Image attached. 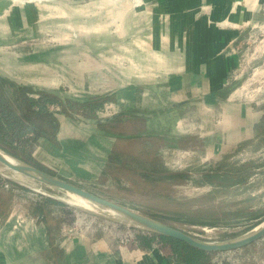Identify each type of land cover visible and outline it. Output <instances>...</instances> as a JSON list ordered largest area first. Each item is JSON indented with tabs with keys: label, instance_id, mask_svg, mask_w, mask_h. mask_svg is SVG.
Instances as JSON below:
<instances>
[{
	"label": "rangeland",
	"instance_id": "obj_1",
	"mask_svg": "<svg viewBox=\"0 0 264 264\" xmlns=\"http://www.w3.org/2000/svg\"><path fill=\"white\" fill-rule=\"evenodd\" d=\"M105 1L0 0V74L27 89L63 93L75 103L69 118L92 134L73 129L66 135L58 133L55 142L34 140L26 153H16L86 191L147 216L164 218L189 211L225 223L221 227L172 223L198 239L222 241L243 235L264 221V1L257 9L255 28L243 37L240 66L227 72L226 86L217 96L227 99L236 91L233 98L223 104L207 96L208 100L173 109L168 106L174 100L191 98L192 91L177 81L160 80L158 84L154 80V49L147 46L152 35L147 26L154 20L132 0ZM44 79L56 85L45 88ZM72 88L81 96L73 94ZM1 90L9 93L5 85ZM90 102L94 109H83ZM48 108L58 118L57 113H63L58 104ZM123 111L155 116L91 124ZM250 125L257 126L256 138H248ZM99 127L121 137L98 135ZM115 159L121 161L120 166L111 164ZM246 162L257 166L246 170L248 175L254 172L241 186L228 187V183L205 177ZM0 169L4 170L1 165ZM19 195L7 217H0V228L17 217L46 229L24 205L29 198L40 196ZM244 213L259 217L245 220ZM62 233L61 246L77 240L101 241L114 253L137 252L151 259L158 254L170 264H180L169 259L168 245L156 242L151 250L141 249L136 230L83 212L69 215ZM78 264L92 262L87 257ZM212 264H264V238L243 249L219 253Z\"/></svg>",
	"mask_w": 264,
	"mask_h": 264
},
{
	"label": "crops",
	"instance_id": "obj_2",
	"mask_svg": "<svg viewBox=\"0 0 264 264\" xmlns=\"http://www.w3.org/2000/svg\"><path fill=\"white\" fill-rule=\"evenodd\" d=\"M132 1L141 8V13L154 20L147 26L149 29L147 31L152 33L150 39L147 38L150 41L147 46L154 49L155 68L151 73L154 80L156 79L158 84L160 80H168L166 81L168 83L177 81L184 87H190L191 97H201L197 100L199 102L208 100L207 96H212L215 102L228 103L236 91L227 99L224 98L225 100L217 96L226 86L227 72L235 65L240 66L238 51L243 37L255 28L256 12L264 0H258L255 7H253L255 0ZM105 2L111 4L114 0ZM161 17H165V20L164 18L160 20ZM0 77L4 76L0 74ZM44 80V83H41L45 84L43 86L45 88H50L51 84L56 85L49 79ZM72 93L81 96L74 88ZM178 101L183 99L173 102ZM68 118L64 115L59 116V133L66 135L75 129L92 135L88 133L91 129L81 130L69 123ZM240 125L242 122L236 127ZM249 127L248 138H256L257 126ZM96 134L107 135L101 130ZM60 247L64 251L63 264L66 262L78 264L87 257L92 264H134L141 260L139 264H170L168 260L154 253L152 255H155L153 256L155 259L137 252L122 254L116 250L114 253L111 246L101 241L83 243L77 240L63 243ZM48 249L47 230L35 223L14 217L8 219L0 228V264H47L44 253Z\"/></svg>",
	"mask_w": 264,
	"mask_h": 264
},
{
	"label": "trees",
	"instance_id": "obj_3",
	"mask_svg": "<svg viewBox=\"0 0 264 264\" xmlns=\"http://www.w3.org/2000/svg\"><path fill=\"white\" fill-rule=\"evenodd\" d=\"M2 85L7 87V90H9L8 94L1 90ZM25 88L10 79L0 77V149L13 157L33 164L41 170L54 174L36 163L32 158L21 157L15 150L26 153L28 146L33 144L34 140L45 139L55 142L60 130V121L56 114L49 110L48 105H60L63 108V113H66L69 117L72 115L70 111L75 103L71 99H66V102L63 103L59 91H40L34 87ZM33 94L37 98L33 97ZM93 105L91 102L83 104V109H92ZM63 113L59 112L57 114L61 115ZM39 121H42V123L38 124L37 122ZM28 135H33V137H28ZM110 162L116 166L121 164L118 159ZM256 166L253 162H246L230 168L223 174L217 170L215 173L206 174L205 177H210L223 184L228 183V187L241 186L254 172L250 171L248 175L246 170ZM181 177L183 179L187 178L186 175H181ZM2 180L0 178V181ZM9 184L11 186L10 189H5L0 185V217L3 219L7 217L12 206L19 202V192L35 194L13 183L9 182ZM39 196L40 199L29 198L24 205L28 208L29 214L39 219L47 229L49 249L44 253L47 264H63L64 251L60 245L65 239V235L62 233V229L67 222V217L77 211L51 198ZM201 211L199 210V212ZM257 217L259 215L253 213H244L242 215L245 220H252ZM154 218L170 225L173 222L199 227H221L225 225V223L218 220L205 219L201 213L189 211L180 215ZM136 232L137 243L141 249L151 250L156 242L168 245L172 251L169 259L176 263L212 264L213 257L218 255L194 249L173 238L138 230Z\"/></svg>",
	"mask_w": 264,
	"mask_h": 264
},
{
	"label": "water",
	"instance_id": "obj_4",
	"mask_svg": "<svg viewBox=\"0 0 264 264\" xmlns=\"http://www.w3.org/2000/svg\"><path fill=\"white\" fill-rule=\"evenodd\" d=\"M37 90L48 89L36 88ZM61 100L63 103L66 102L67 97L59 92ZM201 97H191L189 99L171 103L168 108H179L185 106L189 103L197 101ZM155 114L144 113V112H130L123 111L115 113L109 117L97 119L91 121L92 125H105L116 121L117 119L123 117H136V118H154ZM69 123L75 127L85 130V128L75 121L74 119L68 118ZM107 135H112L107 133ZM147 136L146 134H142ZM115 138H120L121 136L113 134ZM0 165L4 170L0 169V178L13 183L19 187L25 188L38 195L51 198L64 205L74 209L75 211L83 212L85 214L91 215L96 218H100L106 221L114 222L116 224L142 231L150 234L161 235L169 238L179 240L188 246L204 251L207 253H225L231 252L239 249H243L253 243L264 238V221L260 222L258 225L253 227L251 230L247 231L241 236L222 241H204L198 239L187 232L170 225L168 223L157 220L153 217L142 214L136 210L127 208L125 206L114 203L89 191H86L54 174L48 173L34 166L33 164L22 161L7 152L0 149ZM5 170L12 172L13 174L28 179L36 184H31L24 179L16 178L8 175ZM66 196L74 195L92 205L96 211L89 210L73 204L71 199H64L57 195V193ZM56 193V194H55ZM70 198V197H69Z\"/></svg>",
	"mask_w": 264,
	"mask_h": 264
},
{
	"label": "bare ground",
	"instance_id": "obj_5",
	"mask_svg": "<svg viewBox=\"0 0 264 264\" xmlns=\"http://www.w3.org/2000/svg\"><path fill=\"white\" fill-rule=\"evenodd\" d=\"M14 2H19V1H21V0H13ZM28 1V0H27ZM249 1V0H248ZM39 2V1H38ZM36 3V2H35ZM258 3V0H255L254 1V4H253V7H255L256 6V4ZM27 4V3H26ZM249 4V3H248ZM247 4V5H248ZM225 22V21H224ZM70 197V199L72 200L71 202L73 203V204H76V205H78V206H80V207H83V208H86V209H89V210H93V211H96V209L92 206V205H90L87 201H85V200H83V199H81V198H79V197H77V196H74V195H70L69 196Z\"/></svg>",
	"mask_w": 264,
	"mask_h": 264
},
{
	"label": "built area",
	"instance_id": "obj_6",
	"mask_svg": "<svg viewBox=\"0 0 264 264\" xmlns=\"http://www.w3.org/2000/svg\"><path fill=\"white\" fill-rule=\"evenodd\" d=\"M0 185L3 186L5 189H10V188H11L9 182H8V181H5V180L0 181ZM72 230H74V228H72L70 231H72ZM129 241H132V239H129ZM132 242H134V243L136 244L135 247L137 248L138 245H137V243L134 241V239H133Z\"/></svg>",
	"mask_w": 264,
	"mask_h": 264
},
{
	"label": "flooded vegetation",
	"instance_id": "obj_7",
	"mask_svg": "<svg viewBox=\"0 0 264 264\" xmlns=\"http://www.w3.org/2000/svg\"><path fill=\"white\" fill-rule=\"evenodd\" d=\"M105 125H107V124H105ZM101 126H103V125H101ZM100 128V127H99ZM101 129V128H100ZM101 130H103V129H101Z\"/></svg>",
	"mask_w": 264,
	"mask_h": 264
}]
</instances>
